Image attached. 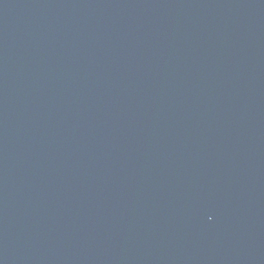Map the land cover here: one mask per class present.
I'll return each mask as SVG.
<instances>
[{
  "label": "water",
  "instance_id": "obj_1",
  "mask_svg": "<svg viewBox=\"0 0 264 264\" xmlns=\"http://www.w3.org/2000/svg\"><path fill=\"white\" fill-rule=\"evenodd\" d=\"M0 264H264V0H0Z\"/></svg>",
  "mask_w": 264,
  "mask_h": 264
}]
</instances>
